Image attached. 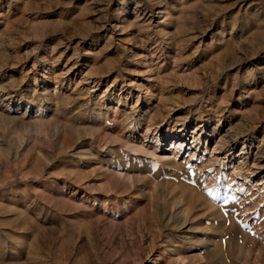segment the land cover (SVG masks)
Returning a JSON list of instances; mask_svg holds the SVG:
<instances>
[{
	"label": "rangeland",
	"instance_id": "374dc122",
	"mask_svg": "<svg viewBox=\"0 0 264 264\" xmlns=\"http://www.w3.org/2000/svg\"><path fill=\"white\" fill-rule=\"evenodd\" d=\"M258 160L264 0H0V264H264Z\"/></svg>",
	"mask_w": 264,
	"mask_h": 264
},
{
	"label": "bare ground",
	"instance_id": "6f19581e",
	"mask_svg": "<svg viewBox=\"0 0 264 264\" xmlns=\"http://www.w3.org/2000/svg\"><path fill=\"white\" fill-rule=\"evenodd\" d=\"M188 134V132H186V130H184L182 133H180V134H175V136L173 137V138H169V140L168 141H170L171 140V145H172V149H174L173 150V155H175V153H174V151H175V149H177L178 150V152H179V154L178 155H181V154H183V152L185 151H190L192 148H199V147H201V145H203L202 144V141L204 142V151H207L208 150V147H207V145H208V143H210L211 141H212V139H213V137H215L216 135H217V129L216 130H214V133L213 134H208V132H207V129H206V127H199V128H197V129H195V131L192 133V135H191V139L193 140L192 141V144L190 143V141L188 142V140H190V136L189 135H187ZM174 138H175V140H174ZM176 139H178L177 141H176ZM133 140V139H132ZM174 141H176V144H175V142ZM129 145H130V143H129ZM129 147V146H128ZM133 147H135V146H133ZM149 148V147H148ZM132 149V148H131ZM134 149V148H133ZM136 149V148H135ZM218 149L219 150H221L223 153H226V154H230V153H232V151H234V148L233 147H229V146H227V147H223L222 145H220V147H218ZM141 151H143V152H148V149H146V147L144 146V145H142V147H141V150H140V152ZM167 152V151H166ZM258 154V153H257ZM249 156H251L250 154H249ZM248 156V157H249ZM255 157V156H254ZM176 158V157H175ZM178 158V157H177ZM255 159V158H254ZM176 161H177V159H176ZM263 161L262 160H258V161H254V165H253V167H252V169H250V171H249V174H250V176H254V174L256 173V172H258L259 170H260V168L263 166ZM248 174V173H247ZM247 177V176H246ZM247 183V182H246ZM252 187V186H251ZM261 193V192H260ZM234 196V195H233ZM187 210V209H186ZM185 214V213H184ZM183 217H184V215H183Z\"/></svg>",
	"mask_w": 264,
	"mask_h": 264
}]
</instances>
